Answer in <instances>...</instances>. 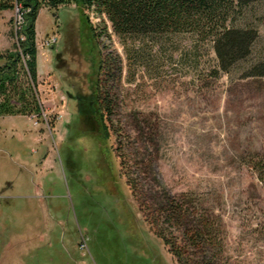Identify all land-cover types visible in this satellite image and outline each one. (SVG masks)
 Wrapping results in <instances>:
<instances>
[{
	"label": "rangeland",
	"instance_id": "rangeland-1",
	"mask_svg": "<svg viewBox=\"0 0 264 264\" xmlns=\"http://www.w3.org/2000/svg\"><path fill=\"white\" fill-rule=\"evenodd\" d=\"M84 13L39 9L42 114L0 115V264H178L144 211L156 219L181 193L220 216L221 264H264V77L245 76L264 63V3L246 9L258 36L227 72L189 34L126 46L105 15ZM16 21L0 8V46L11 27L17 47ZM99 57L112 68L108 138L79 114Z\"/></svg>",
	"mask_w": 264,
	"mask_h": 264
},
{
	"label": "trees",
	"instance_id": "trees-1",
	"mask_svg": "<svg viewBox=\"0 0 264 264\" xmlns=\"http://www.w3.org/2000/svg\"><path fill=\"white\" fill-rule=\"evenodd\" d=\"M22 4L25 23L17 47L1 53L6 60L0 68V115L42 114L38 100V44L36 22L39 9L46 6L58 9L72 5L86 19L85 8L105 15L114 32L126 45L128 39L136 41L144 35L189 34L207 43L213 50L218 70L227 72L233 65L247 57L258 36L255 27L243 23L245 12L254 3L264 0H2L1 9H14ZM92 29V27H91ZM93 37L97 40V34ZM17 46V45H16ZM28 56V57H27ZM24 58L25 62H24ZM115 64V61H113ZM95 80L87 74L89 93L79 95L81 117L95 116L103 127L105 137H110L108 118L112 113V99L107 89L103 71L111 70L108 60L99 57ZM24 73L26 83L22 82ZM217 73V70H213ZM264 77V63L249 68L246 75ZM257 178L264 184V176ZM144 211V220L168 248L178 264H221L222 238L219 230L220 216L212 206L200 204L198 198L187 194H166L159 202L157 218Z\"/></svg>",
	"mask_w": 264,
	"mask_h": 264
},
{
	"label": "built area",
	"instance_id": "built-area-1",
	"mask_svg": "<svg viewBox=\"0 0 264 264\" xmlns=\"http://www.w3.org/2000/svg\"><path fill=\"white\" fill-rule=\"evenodd\" d=\"M14 10H15V13H16V17H17V23H16V25L18 24V23H21V25H20V29H19V32H18V35H17V42H16V45H17V49L20 51V52H22V50H21V47H20V40H22L23 39V36L21 35L20 37H19V33L21 32V30H22V28H23V25H24V23H25V20H24V15H23V11H22V4H19V3H15V8H14ZM16 29H18V27L16 26ZM17 31V30H16ZM53 43V42H52ZM28 57V56H27ZM25 59L26 58H24V62H25ZM42 103V102H41Z\"/></svg>",
	"mask_w": 264,
	"mask_h": 264
},
{
	"label": "crops",
	"instance_id": "crops-1",
	"mask_svg": "<svg viewBox=\"0 0 264 264\" xmlns=\"http://www.w3.org/2000/svg\"><path fill=\"white\" fill-rule=\"evenodd\" d=\"M11 35V27H9L8 31H6V42L4 45L0 46V52L5 53L7 51H12L15 49L14 40ZM38 42V40H37Z\"/></svg>",
	"mask_w": 264,
	"mask_h": 264
},
{
	"label": "flooded vegetation",
	"instance_id": "flooded-vegetation-1",
	"mask_svg": "<svg viewBox=\"0 0 264 264\" xmlns=\"http://www.w3.org/2000/svg\"><path fill=\"white\" fill-rule=\"evenodd\" d=\"M56 40H57V39H56ZM51 47L54 48V44H53V43L51 44ZM79 106H80V105H79ZM80 107H81V106H80ZM83 118H84V117H83Z\"/></svg>",
	"mask_w": 264,
	"mask_h": 264
}]
</instances>
